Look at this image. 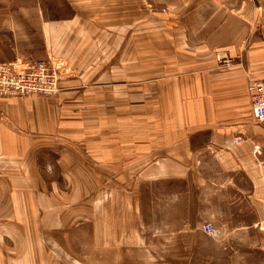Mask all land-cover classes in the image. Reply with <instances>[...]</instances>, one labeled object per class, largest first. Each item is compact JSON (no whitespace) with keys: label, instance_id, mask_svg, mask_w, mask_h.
<instances>
[{"label":"crops","instance_id":"1","mask_svg":"<svg viewBox=\"0 0 264 264\" xmlns=\"http://www.w3.org/2000/svg\"><path fill=\"white\" fill-rule=\"evenodd\" d=\"M68 1L42 24L59 92L0 99V264H83L62 235L99 184L119 213L90 249L143 248L132 219L169 210L172 264H264V0ZM169 14L165 52L146 26Z\"/></svg>","mask_w":264,"mask_h":264},{"label":"rangeland","instance_id":"2","mask_svg":"<svg viewBox=\"0 0 264 264\" xmlns=\"http://www.w3.org/2000/svg\"><path fill=\"white\" fill-rule=\"evenodd\" d=\"M87 5H90V3ZM71 8L68 0H0V62H15L18 59H24L25 61L50 60L46 59L43 53L42 24L53 18L57 19L71 15ZM168 13H170V10H168ZM171 15L167 16V21H163L162 25L164 26H161L160 21H147L146 26V33L153 34L156 32L163 35L157 47L165 52L173 49V43L169 41L172 40L170 39L172 34L171 22H173L170 21V18L173 17ZM148 44H153V42H148ZM55 62L60 68L62 77L63 63L60 61ZM61 77L60 79H62ZM94 187L95 191L93 187H83V199L81 200L83 210L82 231H74L76 225L73 220L67 225L68 233L62 235L66 243L71 245L72 250L77 249L78 254H80L79 238L82 235V242H84L83 249H81L83 264H172V262L177 261L176 256L174 260L171 254L172 235L162 229L164 222L169 223V210L138 212V217L132 219V225L129 229L132 230L135 227L143 232L142 237L146 243L143 248H132L124 253L122 250L112 252L101 248L98 250L88 248L91 243L94 247L96 242L99 243V246L104 247L107 241L108 224L110 221L112 222L113 215L119 213L117 207L113 208V205L111 208L108 207L105 200L106 185L99 184V186ZM96 194H98L99 201L95 199ZM100 198H104V200ZM74 204L75 202L67 203L68 208L69 206L73 208ZM133 212L132 216L134 217ZM69 217L68 222L70 221ZM39 220L44 227L43 217H39ZM37 223L34 222L36 230H38L36 228ZM204 223H202L203 230ZM36 236L38 237V235ZM40 236L42 241L45 235L41 234ZM118 253L120 255H117ZM183 253L184 255H179V258L186 256V251H183ZM46 254L49 256V251ZM113 254L115 255L113 256ZM54 256V253H52L50 258H56Z\"/></svg>","mask_w":264,"mask_h":264},{"label":"built area","instance_id":"3","mask_svg":"<svg viewBox=\"0 0 264 264\" xmlns=\"http://www.w3.org/2000/svg\"><path fill=\"white\" fill-rule=\"evenodd\" d=\"M60 77V68L52 59L0 62V99L31 95L53 97L59 92ZM248 88L253 118L264 126V78L250 80ZM204 231L216 235V229L210 222L204 223Z\"/></svg>","mask_w":264,"mask_h":264}]
</instances>
